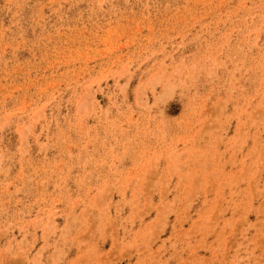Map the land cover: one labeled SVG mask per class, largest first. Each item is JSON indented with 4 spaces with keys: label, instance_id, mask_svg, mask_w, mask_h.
I'll return each instance as SVG.
<instances>
[{
    "label": "rangeland",
    "instance_id": "obj_1",
    "mask_svg": "<svg viewBox=\"0 0 264 264\" xmlns=\"http://www.w3.org/2000/svg\"><path fill=\"white\" fill-rule=\"evenodd\" d=\"M0 264H264V0H0Z\"/></svg>",
    "mask_w": 264,
    "mask_h": 264
}]
</instances>
